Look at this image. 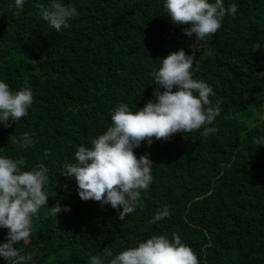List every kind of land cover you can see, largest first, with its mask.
<instances>
[{"label":"trees","instance_id":"16d2710c","mask_svg":"<svg viewBox=\"0 0 264 264\" xmlns=\"http://www.w3.org/2000/svg\"><path fill=\"white\" fill-rule=\"evenodd\" d=\"M61 2L78 15L57 33L35 7L50 0H25L19 14L8 7L14 0H0V81L13 92L33 91L27 116L9 120V127L0 123V157L22 156L24 171L41 162L49 169L47 206L33 217L29 241L16 245L31 256L28 264H90L105 248L115 256L173 233L199 264H264V145L253 143L264 138V76L257 74L264 73V0H224L238 11L223 18L205 45L211 55L197 52L199 67L192 69L213 89V105L221 101L210 125L217 131L178 132L134 149L137 158L150 154L153 182L142 192L143 207L125 220L110 205L82 201L75 179L62 175L64 162H75L78 147H91L111 126L117 105L136 112L155 99L151 71L170 49L191 54L183 34L191 25L173 24L165 0ZM24 133L38 141L34 147L10 143L11 135L20 140ZM57 201L70 210L55 217L47 207ZM165 206L169 217L147 222ZM7 232L0 228V244ZM0 264L7 262L0 257Z\"/></svg>","mask_w":264,"mask_h":264},{"label":"clouds","instance_id":"9594fccd","mask_svg":"<svg viewBox=\"0 0 264 264\" xmlns=\"http://www.w3.org/2000/svg\"><path fill=\"white\" fill-rule=\"evenodd\" d=\"M165 0L163 5L168 17L175 25H191L183 29V34L192 43L191 54L182 47L162 54L151 71L155 99H149L145 106L132 112L127 104L117 105L111 114L112 124L107 130L91 141V147L79 146L74 153L75 162H64L63 176L73 177L77 182V191L82 201L93 200L101 205H110L118 212V218L142 208V192H147L153 182L152 166L148 153L139 158L134 149L146 143L151 146L155 140L167 141L176 133H191L203 129L201 135L208 136L217 129L210 127L221 115V101L215 104L210 96L215 93L210 85L194 79L192 71L198 69L196 53L211 55L205 51L208 38L215 35L221 27L223 18L235 16L238 5L231 3L225 7L224 0ZM25 0H14L16 14L23 9ZM42 19L59 33L71 26L70 20L78 15L77 9L61 0H50L45 6L37 4ZM264 76V73H257ZM162 89V90H161ZM175 89V90H174ZM33 103V91L23 87L13 92L9 85L0 81V123L9 127V120L19 121L28 115ZM35 141L29 133H24L20 140L13 135L10 143H20L21 148L34 147ZM256 145H264V138L255 139ZM45 157H50L48 150ZM25 160L0 157V228L7 229V241L0 244V257L7 264H28L31 256L22 254L16 247L21 242H28L32 235L33 217L39 209L47 206L49 196L43 190L49 169L41 162L33 170L24 171L21 166ZM122 209V210H121ZM48 213L57 217L69 211L68 206H61L59 201L47 207ZM170 216L168 207L157 210L148 223H156ZM90 264H199L196 253L181 241L176 233L172 239L166 235H154L140 242L137 247H130L113 256L112 251L104 249L103 256L93 255Z\"/></svg>","mask_w":264,"mask_h":264}]
</instances>
